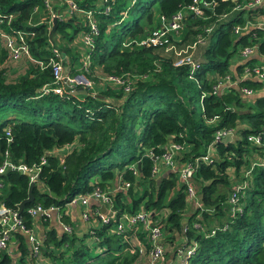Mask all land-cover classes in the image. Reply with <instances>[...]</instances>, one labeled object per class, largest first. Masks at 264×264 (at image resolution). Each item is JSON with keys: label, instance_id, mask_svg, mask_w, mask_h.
<instances>
[{"label": "trees", "instance_id": "1", "mask_svg": "<svg viewBox=\"0 0 264 264\" xmlns=\"http://www.w3.org/2000/svg\"><path fill=\"white\" fill-rule=\"evenodd\" d=\"M194 1L199 6L209 4V10L204 8L203 15L196 16L188 10ZM78 2L83 10L90 8V0ZM0 4L5 12H21L15 24L18 28L26 26L34 7H41L40 0H0ZM245 4L246 0H115L108 15H95L99 36L87 74L94 90L87 95L41 94L42 87L52 81L50 70L41 71L25 61L24 74L12 73L16 66H10L0 42V167L7 159L13 166L39 168L33 203L19 214L30 178L17 171L0 176V203L19 214L26 230L34 228L36 219L42 222V217L31 218L28 213L36 206L57 208L61 222L72 229L71 233L62 228L44 230L39 258L32 254L25 235L14 234L15 245L9 252L0 251V264H148L149 233L144 228L115 232L121 215L140 210L151 213L152 223L165 213L161 229L183 240L178 249L195 245L188 264H264V147L249 141L251 136H260L264 145V96L252 99L239 91L248 88L264 93L262 82L241 80L244 67L261 65L258 55H264V29L253 27L254 17L264 18V5L238 9ZM181 10H186L184 28L171 37L172 42L180 38L176 47L192 46L204 29L212 28L203 57H193L200 65L193 77L188 67L175 68L159 49L136 45L160 29L162 20ZM81 26L76 19H66L57 22L53 35L70 66L79 57L70 42ZM48 27L42 24L34 29L36 36L30 44L34 59L47 60L51 55ZM236 28L239 34L234 33ZM189 36L192 43L182 46ZM253 45L258 46V55L240 59L239 52ZM98 75L129 78L130 91L100 87ZM227 77L237 81V87L214 94ZM222 130L232 131L234 141L214 144L216 160L199 165L192 179L199 206L187 203L186 185L179 182L177 172L166 170L152 176L148 153L160 155L172 140L186 149L179 163L193 161L205 155L215 133ZM66 147L67 152L58 153ZM42 159L45 164L41 166ZM229 170L235 174L234 181ZM117 179L130 187L112 194L115 221L103 225L93 215L90 225L79 231L78 224L65 215V206L95 187L112 189ZM242 183L243 211L232 215L228 197L232 186ZM183 220H187L185 230Z\"/></svg>", "mask_w": 264, "mask_h": 264}, {"label": "built area", "instance_id": "2", "mask_svg": "<svg viewBox=\"0 0 264 264\" xmlns=\"http://www.w3.org/2000/svg\"><path fill=\"white\" fill-rule=\"evenodd\" d=\"M90 8L82 9L78 0H41V7H34L31 12L35 17L33 21H27L25 27L20 28L15 27L18 21L17 12H5L0 4V42L2 46L8 53L10 64L17 63L16 59L22 57L28 63L38 67L41 71L49 69L51 72L52 81L46 84L40 90L43 95H55L63 97L66 93H73L77 88H83L86 91H93V83L87 77L89 73V63L88 59L91 57L94 50V45L97 37L99 36V22L96 18V13L102 15H108L110 13V4H113L114 0H90ZM254 1V2H252ZM251 2H246L242 7L238 9H249L253 10L256 7H263L264 0H252ZM134 2V1H133ZM209 10V4L203 3L202 6L196 4V1L189 7V11L200 17L203 15V9ZM187 10V12H189ZM186 16V10L178 11L171 19L162 20L163 25L157 31H154L149 36L143 39V41L136 43V45H147L149 48L162 49L166 53H172L175 58L173 59V66L178 67H188L190 69V76L193 75L200 69V65L196 63L193 58V53L195 48L200 45L206 44L208 36L210 35L211 29H204V35H200L197 40L192 44V46L187 49L180 50L176 47L170 36L172 34H178L184 28V19ZM56 19L57 22H64L66 19H77L82 25L81 30L75 34L70 42V48L75 54L80 55L79 68L71 70L68 63L64 64L62 57V52L59 46L51 43L52 48L50 49L51 55L47 60H37L31 57L30 54V44L35 39L36 29L42 24H47L50 28L52 26V20ZM226 18V16L221 17V19ZM256 18L255 27L253 29H264V18L262 16L254 17ZM84 28V29H83ZM241 30L236 28L234 30L235 34H239ZM76 48V49H73ZM258 46L245 47L239 52L240 59H248L255 53H257ZM264 59V55H262ZM98 82L100 87H122L125 93L130 91L131 79L126 78H116L114 76H101L98 75ZM250 79L262 82L264 86V64L262 66H255L253 69L244 67L241 80ZM227 77L222 84L218 85L214 89V94H218L222 89L226 87H237V81H232ZM229 84V85H228ZM240 93L244 97L253 98L257 94L255 91L248 88L239 89ZM95 91L93 92V94ZM95 95V94H94ZM9 132H7V135ZM227 134H234L232 131H217L214 135V141L209 145L205 155L194 159L193 161H186L182 164L179 163L178 158L183 155L186 151L183 145L174 143L169 140L162 149L160 155H154L153 153H148V156L153 162L152 176L157 177L160 171L171 170L178 173L179 182L186 185V201L188 204H192L195 207L199 206L196 190L192 185V179L199 167V165H212L216 160L214 144L222 142L223 138ZM249 141L253 142L257 147H264L260 136H251ZM6 158L8 154L5 155ZM62 160V159H61ZM62 162V161H61ZM45 164V160L42 159L41 166ZM8 167H11L13 171H21L23 173L30 174V182L37 183L39 168L34 167L32 169H27L24 165L20 164L18 166H13L9 160H5L2 167H0V176L3 175ZM134 175L135 170H133ZM2 182L0 181V190L3 188ZM130 187L128 183H121L120 179H117L115 185L110 190H101L95 187L93 191L89 194L78 195L70 200V202L65 206V215L68 216L66 208L80 207L84 209L80 211V220L83 223H88L91 221V216L98 219L103 225L109 224L111 221H115L116 212L112 208L111 194L117 191L127 190ZM244 184H238L232 187V192L228 197V205L230 206L231 214L239 213L243 211V204L240 202L244 193ZM95 200L100 202L103 206L108 208L105 213L97 210L95 213L91 211L89 202ZM55 210L58 212L59 224L65 233H71L72 229L61 222V212L57 208H51L49 210H42L40 207H33L28 211L31 218L42 217V221L49 219V211ZM151 213L140 210L134 215L123 214L118 219L115 225V232L117 234H122L125 230H133L138 226H141L149 233L148 242L150 244V251L148 254V264H188L189 258L193 255L195 245L192 244L187 250L177 249L176 254L180 257L178 262H168L166 259V250L163 243V234L160 224L156 221L152 223ZM185 230V228H183ZM20 233L25 235L28 239L30 250L34 256L39 258V247L41 242L44 240V236L41 239L36 238L32 230H26L24 224L22 223L20 216L17 212L8 210L0 203V251L9 252L11 247V240L14 234ZM137 245V243H136ZM139 253L143 254L141 246L138 243ZM40 260V259H39Z\"/></svg>", "mask_w": 264, "mask_h": 264}, {"label": "crops", "instance_id": "3", "mask_svg": "<svg viewBox=\"0 0 264 264\" xmlns=\"http://www.w3.org/2000/svg\"><path fill=\"white\" fill-rule=\"evenodd\" d=\"M63 55H64V53H63ZM254 55H258V53H256V54H254ZM258 57H259V59H260V63H261V65L260 66H262L263 64H264V59H263V57H262V55H258ZM64 58H65V56H64ZM65 60H66V62L68 63V58L66 59L65 58ZM10 66H16L13 70H12V73H16V72H18L19 70H21L23 67H24V63L23 62H21V63H12ZM68 66H69V68H70V65L68 64ZM79 65L78 64H76V63H74L72 66H71V70L73 71V69H75V68H77ZM79 68V67H78ZM259 94V93H258ZM264 94V93H263ZM259 97H260V95H258ZM68 151V148L66 147V148H63V149H60L59 151H58V153H60V154H64L65 152H67ZM89 205H90V207H92L93 208V213H95L97 210H99L100 212H102V213H105V212H107L108 211V208L107 207H105V206H103L100 202H98V201H95V200H91L90 202H89ZM84 209H82V208H80V207H71V208H66V212H67V214H68V216L70 217V219H71V221L73 222V223H75V224H78V230L80 231H82V230H84L86 227H88V223L87 224H84V223H82L81 222V220H80V216H79V214H80V211L82 212ZM164 213V212H163ZM49 219L48 220H46V221H42L43 223H47V225L46 226H42V222L41 221H39V220H37L36 219V222H35V225H34V228L32 229V233H33V235L36 237V238H38V239H41L43 236H44V230L46 231L47 229H49V228H51V227H53V228H56L58 231H61V225L59 224V215H58V212H56L55 210H50L49 211ZM17 234H20V233H17ZM22 235V234H21ZM13 240H14V237L12 238ZM26 239H27V237H26ZM13 240H12V242H11V245L12 246H14L15 245V243H13ZM27 244L29 245V243H28V239H27ZM182 245V244H181ZM30 247V246H29ZM179 248V246L178 247H175V248H173V251H172V253L171 254H169V256L167 257V261L168 262H176V260L178 259V256H177V254H176V251H177V249Z\"/></svg>", "mask_w": 264, "mask_h": 264}, {"label": "rangeland", "instance_id": "4", "mask_svg": "<svg viewBox=\"0 0 264 264\" xmlns=\"http://www.w3.org/2000/svg\"><path fill=\"white\" fill-rule=\"evenodd\" d=\"M115 1V0H114ZM232 2H237V0H231ZM252 0H246V2H251ZM40 2H41V0H40ZM252 2H254V1H252ZM17 13H19L18 14V20H19V17L21 16V12L20 11H16ZM33 16V14H32V12H31V15H30V17L28 18V20L27 21H33V20H35V18H33L32 17ZM244 17H246V15H244ZM55 19V18H54ZM227 19V18H226ZM77 20V19H76ZM53 21V20H52ZM78 22H80L79 20H77ZM163 24V21L161 22V25ZM74 25V24H73ZM51 29V27L49 28V30ZM214 29V28H213ZM180 33V32H179ZM178 33V34H179ZM68 34H71V31H69L68 32ZM73 34V33H72ZM178 34H172L171 36H170V38L172 37V39H173V36H177ZM192 39H193V37L191 38V36H189V38H188V42L187 43H185L184 45H182V46H185V45H188V44H191L192 43ZM141 41H143V39L142 40H139L138 41V43L139 42H141ZM172 41V40H171ZM178 41H180V38H177V40L175 41V42H172L173 44H175V43H177ZM208 42V41H207ZM207 42H206V44H204V45H200L201 47L198 49V47L199 46H197L196 47V49H195V52H194V55H193V57H197V56H202L203 57V55H204V53H205V51H206V49H207V47H208V44H207ZM178 43H180V42H178ZM138 46H140V47H145V48H149V47H147V45H138ZM188 47H190V45L189 46H186V47H184V48H179L180 50L182 49V50H184V49H187ZM73 49H76V48H73ZM156 51H160L161 52V56L162 57H166L167 59H171V60H173L174 58H175V56L173 55V54H171V53H166V52H164L163 50H156ZM79 57H80V55H79ZM79 57H78V60L75 62L76 64H78V65H81L82 66V64L80 63V59H79ZM201 60V59H200ZM203 60V59H202ZM16 62L17 63H21V62H25V59H22V57L20 56V57H18L17 59H16ZM88 63H89V70H90V68H91V64H92V57H89V59H88ZM24 67H26L25 65H24ZM24 67L19 71L21 74L20 75H22V74H24L25 73V71L23 72V70H24ZM79 67V66H78ZM77 67V68H78ZM176 68V67H175ZM179 68V67H178ZM19 76V75H18ZM17 77V76H16ZM232 83V81H230V83L229 84H231ZM228 84V85H229ZM193 87H194V91H195V94L196 95H198V87H197V84H195V83H193ZM197 99H198V96H197ZM229 175H230V177H231V181H234L235 180V174H234V172L232 171V170H229ZM235 186V185H234ZM233 187V186H232ZM194 189H195V187H194ZM196 190V189H195ZM232 192V191H231ZM111 199H112V194H111ZM194 206V205H193ZM192 208V207H191ZM165 217V213H161L160 215H159V217H158V219H157V222L159 223V224H161V220L163 219ZM89 226V225H88ZM162 234H163V243H164V246H165V250H166V259H167V257L169 256V254H171L172 253V251H173V248H175V247H178V246H180L181 245V242H183V240L181 239V238H178V235L177 234H173L172 236H170V235H168V234H166V233H164L163 231H162ZM170 238H172V239H170ZM175 242V243H174ZM180 260V257H178V259L176 260V262H178ZM143 264V263H142Z\"/></svg>", "mask_w": 264, "mask_h": 264}, {"label": "water", "instance_id": "5", "mask_svg": "<svg viewBox=\"0 0 264 264\" xmlns=\"http://www.w3.org/2000/svg\"><path fill=\"white\" fill-rule=\"evenodd\" d=\"M56 29H57V21H56V19H53L51 29L48 32V40L50 43H53V35L56 32ZM62 57H64L63 54H62ZM63 62H64V64H67L65 58L63 59ZM72 94H74V95H87L88 92L85 89L80 87V88H77ZM92 96H94V95L92 94ZM258 97L259 96L256 95L252 99H257ZM233 136H234V134H227L223 138L222 142L224 144L232 143L234 141ZM139 167H140V163L137 164V168H139ZM10 171H13V169L11 167H8L5 171V174L9 173ZM19 173L22 175H26L28 177H32V176H30V174L23 173L21 171H19ZM35 185H36L35 182H32V181L30 182L29 188H28V193H27V198L19 204V214L23 211V209L25 208V206L27 204H31L34 202L33 189H34ZM182 226H183V228L187 227V220L182 221Z\"/></svg>", "mask_w": 264, "mask_h": 264}]
</instances>
